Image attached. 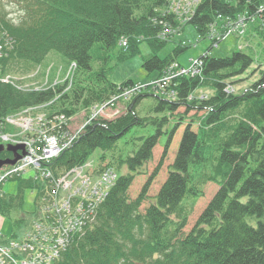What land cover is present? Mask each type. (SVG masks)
<instances>
[{
    "label": "trees",
    "instance_id": "obj_1",
    "mask_svg": "<svg viewBox=\"0 0 264 264\" xmlns=\"http://www.w3.org/2000/svg\"><path fill=\"white\" fill-rule=\"evenodd\" d=\"M15 1L24 11L17 23L1 10L0 0V38L15 43L1 60L0 76L27 74L52 52L68 64L74 62L78 75L67 92L64 90L69 83L25 93L0 78L1 117L54 99L67 118L96 104L117 103L114 97L133 89L136 83H112L106 69L93 74L92 49L97 44L110 50L126 40L129 54L122 55L126 58L147 41L153 53L145 58L143 66L148 72L156 71L159 80L188 48L181 44L173 55L160 58L158 51L170 40L161 37L165 30L179 33L190 23L204 39L219 18L230 20L244 13H260L264 22L261 0H200L184 22L170 11L169 0ZM212 48L211 44L201 56V66L193 76H174L173 84L163 90H138L123 113L93 120L75 143L49 164L59 176L100 150L99 162L107 161L118 173L98 206L97 217L88 221L84 235L73 237L56 264H264V67L258 69L254 84L236 91L233 82L240 78H234L246 73L254 58L242 48L232 56L212 57L208 53ZM80 74L88 78L85 85ZM200 88H210L214 93L196 98ZM171 90L175 95L169 98ZM147 96L154 97L155 105L141 114L138 105ZM180 108L184 111L179 112ZM192 111L168 176L143 212L140 208L161 165L136 199L130 198L129 190L136 177L144 174L160 134H169L166 154L175 132ZM148 126H156L154 135L132 137L140 141L134 143L136 148H120V141L133 127ZM18 180L17 195L0 196V212L22 208L26 188L39 189V196L43 195L42 182ZM208 182L218 188L186 232Z\"/></svg>",
    "mask_w": 264,
    "mask_h": 264
},
{
    "label": "rangeland",
    "instance_id": "obj_2",
    "mask_svg": "<svg viewBox=\"0 0 264 264\" xmlns=\"http://www.w3.org/2000/svg\"><path fill=\"white\" fill-rule=\"evenodd\" d=\"M1 3L3 6L1 10L8 14L9 19H12L17 23L24 14L21 6L18 5L15 0H1ZM260 5L261 8H264V0H261ZM178 7L168 8L170 11L176 14L179 21L184 22L187 20L190 14H188V11L182 9L181 6ZM259 15L261 14L259 13L258 15L256 14L253 16H248L247 13H244L239 15L236 19L228 20L225 18H219L218 21L211 26L209 33H207V37L204 39L199 35L196 27L190 23L185 25L183 30L179 33L177 30H165L161 37L170 40L164 45L162 49L158 51L157 55L160 58H167L173 55L174 50L179 45H186L188 48L181 52L177 57L178 62L182 64V66H177L175 63H173L171 66L174 65V69L184 67L188 71V75H194L193 73H197L199 71V65L202 62V59H200L201 56L207 52L211 44L213 45V48L208 53H210L212 57L224 58L232 56L234 52L239 51L242 48L244 52L250 54L254 58V63L246 73L234 78L240 79L233 82V84L236 91L248 88L259 78L258 69L264 67V22L261 21ZM229 31H232V33L229 34ZM6 42L7 43L0 40L2 45L11 43L10 40H7ZM12 45L9 44L8 46ZM126 53L129 54V52H127V46H124V44H119L110 50L101 49L100 45L98 44L93 47V74L96 75L102 69H106L107 77L110 82L119 85L128 80H132L133 82L138 83L135 85L138 87H134L133 89H130V91L124 92L118 97L117 103L107 106L105 110L96 116H93L95 115V108H93L92 110H87L65 119L64 125L67 127L68 132L71 134L74 133L72 138L77 137L76 139H78L80 137V133L82 131L81 126L84 120H88L86 124H89L92 123L93 119L98 120L110 117L115 118L116 113H123L124 110H126V107L129 105L128 102L131 101V97L138 95V90H141L145 87H151L154 90H158L159 88L161 89V79H157V72H148L143 66L145 58L153 53L148 42H141L139 45V51L137 53L128 55L126 58H122V55ZM41 65L43 69L49 66L51 71L45 77L43 75L37 77L36 80L39 81L27 82L25 80V83H23L24 87L18 86L19 83L14 84L7 81L5 82L17 87V89L22 90V92L25 93L34 90H43L47 87H56L55 85L58 84L63 85L69 83L68 87H66L64 90V92H67V90L71 87L74 76L78 75L76 64L74 62L68 64V62L56 52H52L46 61ZM20 75L22 74H14L10 72L8 74H2L1 76H5L6 79H8L7 77H11L14 80H17L15 76ZM79 76L81 77V80L84 81L85 85L87 82L86 79H88L87 76L85 75L83 78L81 74ZM213 93L214 91L210 88H200L196 91V98L206 97L212 95ZM121 97L124 98L120 100ZM154 105V97L147 96L139 103L138 109L142 114L144 109H148ZM178 111L183 112L184 109L180 108ZM62 115L63 114L61 112L60 104L56 102L55 99L41 105L26 106L4 117L0 116V135L5 139V141H7V146L23 145L24 149H18L17 151L18 154L23 156L25 153H29L30 148L33 147L32 136H29L28 131L35 127H39V125H41L43 122H47V124L50 123L51 119L61 120ZM193 115L194 111H192L187 116L184 124H182V126L175 132L166 154L165 146L168 142L169 134L167 132L160 134L158 143L153 148L152 158L143 168L144 174L136 177L133 185L131 186L129 190V196L131 199H136L147 179L150 177V175H152L157 167L161 165V168H158L157 176L153 180L148 191L147 199L140 208L141 211L145 212V210L155 199V196L159 192L161 185L166 180L170 165L173 164L177 150L179 148L180 140L183 134V128L190 121V119H192ZM197 127L198 126L195 125L194 129L196 130ZM156 131V126H148L146 128L133 127L132 130L127 134V138H123L120 141L119 146L121 149L123 146H125L128 150L136 148L134 143L138 144L140 141L138 139H132V137L149 136L151 134L154 135ZM125 141L129 142L125 144ZM4 152L3 153L5 156L1 154L2 156L0 155V159H14L17 154L16 152L9 151L7 149ZM99 152L100 150H97L94 155L82 165L84 166V173H88L94 179V181L98 180L99 183L96 184V186H99L98 190L100 194H105L109 192L110 188L115 184L118 178V173L113 167L108 165L107 161L101 163L99 162ZM18 160L14 164H4L0 168V180L2 175L7 173L8 169L22 163L20 159ZM83 178L85 180L80 177L77 178L75 181V187L77 189L79 188L83 192H91L93 187H90V184L88 183V177L84 176ZM19 185L20 181L17 179L6 182L3 188L0 189V195L2 193L7 195H17L19 193ZM42 188L44 189V187ZM217 188L218 185L212 182H208L204 185L203 195L196 202L193 208L194 211L189 218V223L184 229L186 232L191 230L194 222L202 213L206 203L216 192ZM70 191L73 192V188L70 189ZM36 193L40 194L39 189H36ZM36 193L26 188L24 189V205L22 208L10 211L5 209L1 210L0 233L7 237H10L16 233L19 237H21L27 235L29 231L31 233L32 230L37 226L47 225L46 220L51 217L48 215V212L53 210V205L45 204L42 206V202L35 198L37 195ZM72 204L77 207L81 203ZM84 220V218L76 214H72L69 217H66L65 215L61 218V221L65 225H74L77 223L83 224ZM30 222L31 224H29ZM49 222L50 225H47V227L51 229L52 233L55 234L57 232L55 225H53V222ZM36 241L38 244H42V239H38Z\"/></svg>",
    "mask_w": 264,
    "mask_h": 264
},
{
    "label": "built area",
    "instance_id": "obj_3",
    "mask_svg": "<svg viewBox=\"0 0 264 264\" xmlns=\"http://www.w3.org/2000/svg\"><path fill=\"white\" fill-rule=\"evenodd\" d=\"M198 1L199 0H171L172 2L171 7L176 8L178 6H181L182 9L189 12L191 8L194 9V6ZM228 33L230 34L232 33V31H229ZM123 44L126 45L127 41L124 40ZM199 66H201V64ZM187 72L188 71L184 68L174 69V65L171 66L169 73L161 79L162 90L165 89V87H168L171 84H173L172 80L174 76H177L181 73L187 74ZM3 80L9 82V79H3ZM134 87H138V86H134ZM171 93L174 95L172 90H171ZM106 108H107L106 104L102 105L101 107L95 108L94 110L95 115L93 116H96L97 114L101 113ZM65 119H67V117L65 115H62L61 120L51 119L50 123L47 124V122H43L41 125H39V127H35L29 130L28 131L29 136H32V140H33V147L30 148L29 153L26 154L27 156L25 155L24 158H22L21 160L22 163L18 164L15 167H11L10 169H8L7 173L2 175L0 183L9 177H12L11 175L14 176V175H18L21 173H25L30 168H33V170L35 171L42 169L43 163L56 158L64 150L70 147V145L75 141L77 137L72 138L74 133L71 134L68 132L67 127L64 125ZM0 140L7 142L5 141L3 137H1V135H0ZM43 175H45L46 177H49L50 173H47L44 171ZM84 176H87V175L83 172V168H76V169L71 170L66 176L58 180L55 188L52 189L51 194L55 200L53 205L54 207L55 206L58 207L57 210L59 213L65 212L66 215L68 214L69 216L72 214H76L80 217H84L86 213L89 211L88 208L85 207L84 203H81L79 206L76 207L75 212H72V209L70 207V199L63 198L62 200H59V201L57 199L60 189L70 190L74 188L76 186L75 181L77 180V178L80 177L83 180H85L83 178ZM98 192L99 190L97 189V187H93V190L90 193L93 196V195H97ZM75 193H82L85 195L83 191H81L79 188L77 189L76 187H75ZM86 193L88 194V191ZM58 204H61V205L59 206ZM68 226L76 227L78 226V223L74 225H68ZM69 230H72V229H69ZM55 234H58V231ZM44 239H45L44 240L45 242H49V240L53 242L50 245H40L41 249L47 252V253H44L47 256H50L52 253L56 254L58 252V249L61 248V246L63 247L65 245V239L61 238L60 236L54 237L53 240L49 237L47 238L44 237Z\"/></svg>",
    "mask_w": 264,
    "mask_h": 264
},
{
    "label": "water",
    "instance_id": "obj_4",
    "mask_svg": "<svg viewBox=\"0 0 264 264\" xmlns=\"http://www.w3.org/2000/svg\"><path fill=\"white\" fill-rule=\"evenodd\" d=\"M4 149H5V147L3 145H0V153ZM18 149H24V146L23 145H15V146L8 145L7 146V150L13 151V152H16V153H17ZM21 156L22 155L17 153L16 157L14 159H0V167H2L4 164H14L18 159H20Z\"/></svg>",
    "mask_w": 264,
    "mask_h": 264
},
{
    "label": "bare ground",
    "instance_id": "obj_5",
    "mask_svg": "<svg viewBox=\"0 0 264 264\" xmlns=\"http://www.w3.org/2000/svg\"><path fill=\"white\" fill-rule=\"evenodd\" d=\"M9 44H11V43H9ZM7 45V44H6ZM3 46V45H2ZM2 46L0 47V48H2ZM128 91H130V90H128ZM93 108H96V105H93V106H91L88 110H92ZM87 111V110H86Z\"/></svg>",
    "mask_w": 264,
    "mask_h": 264
}]
</instances>
